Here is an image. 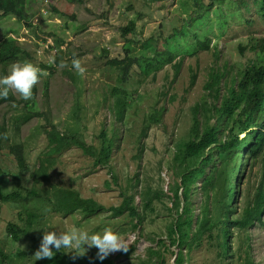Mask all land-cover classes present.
Returning <instances> with one entry per match:
<instances>
[{
	"label": "rangeland",
	"instance_id": "374dc122",
	"mask_svg": "<svg viewBox=\"0 0 264 264\" xmlns=\"http://www.w3.org/2000/svg\"><path fill=\"white\" fill-rule=\"evenodd\" d=\"M195 1L82 0L81 3L68 5L65 0H33L30 2L32 13L35 14L32 28L26 27L13 16L0 14V41L5 34L18 39L34 55V65L39 68L42 65L54 68V71L41 68L49 74L34 88V103L29 100V109L46 115L61 133H75L78 126L79 132L83 134L82 139L89 145L98 143V136L103 130L110 132L115 128L119 135L110 167L96 168L93 166V158L84 155L76 147L54 157L56 164L50 170L51 183L58 187L75 189L81 197L96 200L106 210L89 217L78 212L62 216L46 211L49 213L41 229L42 238V230L45 229L59 232L77 227L90 234H102L105 228L111 227L125 238L129 249L134 248L129 255L116 252L107 257L117 264H145L148 247L155 246L150 239L166 238L171 215L165 208L171 206L168 199L163 198L164 205L161 204L163 202H155V212L146 213L144 221L135 230L132 226L138 224V219H132L126 212L116 215L110 209L122 203V193L127 188L129 179H132L133 188H127L128 193L134 196L138 212L142 214L139 192L147 185L153 190L158 188L159 162L163 164L161 175L165 178L160 183V189L167 192L168 175H172L171 171L167 172V168L172 160L175 144L189 139L194 108L213 102L212 92L206 88L212 71L225 73V67L229 72L244 69L257 57V52L251 49L255 46V40L264 37V22L256 14L252 0L249 1L250 12L236 2L230 5L216 2V5H211L212 0H199L206 6L202 12L211 7L208 19L202 23L191 22L189 18V14H193ZM131 2H134V10L127 12L126 7ZM52 8L67 15L60 18ZM233 11H240L242 16H228V12ZM196 16L197 14L194 17ZM131 20L136 21V30L128 36V40L135 41L133 53L136 56L143 53L148 56L153 54L150 50L142 49L151 36L159 37L162 33V37L166 39L174 29H177L175 34L179 35L169 40L168 45L165 40H160L161 51L170 50L174 53L175 59L172 63L164 64L142 83L139 82V70L135 67L126 84L121 85L134 97L124 121L116 123L109 107L114 100L111 90L118 84L119 75L103 65L105 59L102 50L107 48L110 57L119 53L124 57L122 47L125 37H122L121 27ZM205 35L211 39L209 50L199 48L196 43L195 37L203 40ZM57 41L62 43L60 48L65 52L62 60L68 64V67L60 70L55 61L57 50L50 48ZM74 55L81 59L87 69L84 77L79 76L71 67ZM181 59L183 60L176 75L175 66ZM9 68L10 66L7 69L8 74ZM193 78L195 82L191 85ZM14 95L18 100L22 99L19 94ZM14 108L13 102L0 106V119L2 120L5 113L10 119L15 113ZM155 111L162 112L161 122L150 125L148 137L140 142L144 146L141 159L135 160L141 130ZM39 126L50 129L45 117H35L22 127L19 135L27 145L26 156L30 171L37 169L39 157L47 151L46 135L40 129V133L36 131ZM243 137L244 134L241 135ZM14 167L10 163L11 173L14 172ZM245 174L241 184L244 192L248 179L252 177L255 180L259 177L258 167L248 169ZM113 175L116 176V181ZM23 183L29 188L32 187L30 182ZM17 187L15 185L13 188ZM11 190V186H3L1 191L5 194ZM237 200L239 205L242 199ZM46 201L45 198H39L2 202L0 198V238L7 253L17 255V251L22 250L30 253V243L24 239L14 242L5 231V226L13 219L23 226L24 222L15 217L16 212L21 211L22 217L26 218L25 212L28 213L36 207L44 209L52 206ZM251 234L255 264H264V227L257 226ZM231 243L230 240V245ZM172 250L177 249L173 247ZM53 251L56 253L54 264H90L73 260L71 249L56 251L53 248ZM87 252H98V249L91 248ZM228 259L230 264V256ZM173 260L174 257L167 253L166 264H174ZM208 260L209 256L205 251L196 252L191 264H205ZM11 261L12 264H30L14 255Z\"/></svg>",
	"mask_w": 264,
	"mask_h": 264
},
{
	"label": "trees",
	"instance_id": "16d2710c",
	"mask_svg": "<svg viewBox=\"0 0 264 264\" xmlns=\"http://www.w3.org/2000/svg\"><path fill=\"white\" fill-rule=\"evenodd\" d=\"M31 1L33 2V0H0V14L14 16L26 27L32 28L35 14L32 13ZM65 1L68 5L82 2V0ZM212 1L211 5H216V2L226 5L236 2L247 12L251 11L250 0ZM252 1L256 14L264 22V0ZM204 7L206 6L202 2L195 1L193 14L197 16L189 14L191 22L202 23L208 19L211 7L202 12ZM126 8L127 12L134 10V2ZM52 11L60 18L67 15L56 8H52ZM139 14L142 16L141 13ZM221 15L224 14L221 12ZM228 16L237 18L241 17L242 13L228 12ZM135 30V20L121 27L122 37H125V44L122 47L124 57L120 53L110 57V51L107 48L102 50L105 59L103 65L118 72L119 75L118 84L111 90L114 100L109 107L116 123L124 121L125 114L132 105L134 95L121 85L126 84L133 69L137 67L139 70V82L142 83L151 73L155 74L161 66L172 63L175 59L174 53L170 50L161 51L160 44L165 40L168 45L169 40L179 35L174 32L177 29H174L166 39L162 37V33L159 37L151 36L142 47L143 50H150L153 53L150 56L145 53L136 56L133 53L135 41L128 40V36L134 34ZM3 37L0 41V77L7 76L8 67L14 63L34 61V55L18 39L9 37L7 34ZM195 38L199 48L210 49L209 37H202L203 40L201 37ZM61 45L62 43L57 41L50 47L57 50L55 61L58 64L65 54L60 48ZM251 49L257 52V57L244 69L229 72L225 67V73L212 71L206 88L211 90L213 102L208 105L206 103L202 107L197 105L194 108L189 139L175 144L174 154L167 168V172H172V175H168L167 192L160 189V183L165 178L163 179L161 175L163 164L159 162L158 188L153 190L150 185H147L139 192L142 214L138 212L134 196L128 193L127 188H133L132 179H129V184L122 193V203L110 209L116 215L126 212L132 219H138V224L132 226L135 230L144 221L146 213L155 212V202H163V198L170 202L171 206H165L171 214L166 238L150 239L155 246L148 247L145 264H166V254L170 253L174 257L176 251L178 256L174 264H191L193 255L202 251L209 256L205 264H229V256L230 264H255L251 232L257 226L264 227V37L257 38L255 46ZM182 60L175 66L176 75ZM41 68L54 71V68L49 65H42ZM194 82L195 78L191 85ZM12 102L15 104V113L10 119L6 117V113L2 120L0 119L1 201L45 198L52 206L44 209L36 207L28 213L25 212L26 218L22 217L21 211L16 212L15 217L21 219L24 225L21 226L13 219L6 224L5 231L14 242H19L21 239L27 240L31 245H29L31 251L30 253L23 250L17 251V255L7 253L0 238V264H12L13 255L30 264L31 262L32 264H54V259L36 261L34 258L32 260L39 249L37 246L41 244L42 233L38 230L42 229L47 214L53 212L67 216L78 212L89 217L106 210V207L96 200L81 197L75 189L58 187L51 183L50 170L56 164L54 157L76 147L84 155L93 158V166L96 168L110 167L119 135L115 128L110 132L103 130L98 136V143L89 145L82 139L83 134L79 132L78 126L75 133H61L55 125L50 123L46 115H40L29 109V100H18L11 92L7 99L0 98V106ZM21 104L23 106H20ZM161 113L155 111L149 117V121L144 124L137 145V154L134 156L135 160L141 159L144 146L140 142L148 137L151 124L161 122ZM41 116L45 117L50 129L39 126L36 131L40 133L41 130L46 135L47 151L39 157L37 169L30 171L26 156L27 145L19 135L23 126L33 118ZM4 133H7V139L3 138ZM243 134L244 137L241 138ZM10 163L15 166L12 173L9 170ZM256 166L258 167L257 177H259L255 180L252 177L249 178L246 192H244L241 184L246 176L245 171ZM27 175L28 179H26ZM24 181L30 182L32 187L25 186ZM15 185L18 187L13 188ZM3 186H11L10 193L3 194L1 191ZM239 198L242 201L237 205ZM161 204L164 205V202ZM173 247L177 250L173 251ZM133 250L134 248L130 247L127 254L129 255ZM210 257H212L211 260ZM76 260L90 264H117L108 258L101 261L97 257V252H87Z\"/></svg>",
	"mask_w": 264,
	"mask_h": 264
},
{
	"label": "clouds",
	"instance_id": "9594fccd",
	"mask_svg": "<svg viewBox=\"0 0 264 264\" xmlns=\"http://www.w3.org/2000/svg\"><path fill=\"white\" fill-rule=\"evenodd\" d=\"M56 66L60 70L68 67V64L61 60ZM71 67L79 76H85L87 69L83 66L81 59L76 58L75 55L71 61ZM48 74L47 71L28 61L14 63L9 68V74L0 77V98L7 99L11 92L13 94H19L25 101L32 100L34 98V88ZM3 138L7 139V133L3 134ZM42 231L44 233L43 238L39 249L34 255L36 261L53 259L56 254L53 248L56 251L71 249V258L73 260H76L78 257H83L88 249L96 248L98 249L97 257L101 261L113 253H127L129 250L128 242L125 238L114 232L111 227L105 228L102 234H90L77 227H72L69 231L57 232L50 231L49 229Z\"/></svg>",
	"mask_w": 264,
	"mask_h": 264
},
{
	"label": "water",
	"instance_id": "95a60500",
	"mask_svg": "<svg viewBox=\"0 0 264 264\" xmlns=\"http://www.w3.org/2000/svg\"><path fill=\"white\" fill-rule=\"evenodd\" d=\"M177 256H178V251L176 252V254L174 256V260L173 261H175V259L177 258Z\"/></svg>",
	"mask_w": 264,
	"mask_h": 264
}]
</instances>
